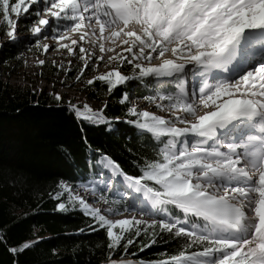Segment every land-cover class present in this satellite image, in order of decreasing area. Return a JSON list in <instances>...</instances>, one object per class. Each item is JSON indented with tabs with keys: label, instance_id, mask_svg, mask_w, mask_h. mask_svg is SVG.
Instances as JSON below:
<instances>
[{
	"label": "snow or ice",
	"instance_id": "1",
	"mask_svg": "<svg viewBox=\"0 0 264 264\" xmlns=\"http://www.w3.org/2000/svg\"><path fill=\"white\" fill-rule=\"evenodd\" d=\"M0 31L8 37L0 47L34 40L38 51H66L84 89L99 83L113 95L137 81L152 93L144 100L166 113L132 105L110 117L107 101L93 108L51 93L80 125L85 155L61 149L77 175L54 181L39 199L90 221L76 234L103 232L102 264H264V0H0ZM49 37L54 43H41ZM57 67L71 75L72 60ZM121 124L153 148L131 174L108 139L94 148L87 135H121ZM9 227L0 222V245L14 257L43 239L8 247ZM141 237L140 252L158 243L177 249L133 259L129 249Z\"/></svg>",
	"mask_w": 264,
	"mask_h": 264
},
{
	"label": "trees",
	"instance_id": "2",
	"mask_svg": "<svg viewBox=\"0 0 264 264\" xmlns=\"http://www.w3.org/2000/svg\"><path fill=\"white\" fill-rule=\"evenodd\" d=\"M16 60L14 46H11L4 62ZM44 69L50 74L56 73L54 67L44 66ZM122 69L126 74L132 73L131 66ZM6 75L0 73V222L10 225L8 247L26 239H43L33 250L19 257L0 245V264H14L15 260H19V264H102L107 253L103 232L93 234L86 230L83 235L76 234L77 229L90 221L76 212L56 213L52 210L53 202L39 199L41 190H50L54 181L77 175L61 149L73 153L76 160L83 159L85 146L80 125L69 117L66 109L60 110L51 95L53 92L46 88L34 91L29 86H14ZM129 88L137 95L142 93L137 81L130 82L127 88L119 87L113 95H108L106 85L99 83L85 89V93L102 106L107 101L110 117H123L128 105H121L119 101ZM120 128L122 134L111 138L103 137L99 130L92 128H88L87 135L94 148L108 139L106 147L131 174L138 171L134 162L152 155L153 148L144 143V137L135 136L136 130L131 125L121 124ZM145 242L141 237L130 247L129 255L136 254L133 259H161L165 251L174 253L177 249L176 244L158 243L140 252Z\"/></svg>",
	"mask_w": 264,
	"mask_h": 264
},
{
	"label": "rangeland",
	"instance_id": "3",
	"mask_svg": "<svg viewBox=\"0 0 264 264\" xmlns=\"http://www.w3.org/2000/svg\"><path fill=\"white\" fill-rule=\"evenodd\" d=\"M21 28L23 29V21L21 23ZM17 35L20 37H27L28 33L24 30H21L17 33ZM45 40L46 39L41 38V43H45L46 42ZM7 41H8V37L3 33V31H0V45H5V42ZM34 43L35 41L33 40L26 42L23 47L14 46V51L16 52L17 60L13 63H9V62L7 63V61L6 63L4 62L7 51L11 46L6 45L4 47H0V73L6 75L7 72L9 74V75L7 74L5 78L9 81L10 84L21 87L29 86L34 90H42L46 88L47 90H49V92L55 91V92L63 93L65 101L71 98L73 102H80V103L87 102L93 108L102 107L99 101L91 100L89 97H87L85 93V89L82 88L79 82L75 81L74 77L76 75V72L78 71L77 68L78 60L76 58L69 57L66 51L63 50L57 51L55 48L48 51L47 53H44L43 51H38L32 47ZM95 49L97 54H99L98 48ZM53 53H58L64 56L61 59L49 57V54H53ZM44 54H46L47 56ZM39 59H43L46 61L44 66L54 67L56 69V73L50 74L48 71L44 69V66L43 67L39 66L37 64V60ZM70 59L72 60L73 71L71 75H66L64 72L59 71L57 66L63 63L67 67L68 61ZM53 62H55V64ZM5 64H7L6 67ZM104 65L102 63L100 64V67ZM5 68L7 71L5 70ZM105 70L108 69L106 67L100 69V71H105ZM123 73L126 74L124 71ZM92 75L93 72L88 71L85 79L90 78ZM60 81H65V83H61ZM140 87L142 89V93H140V95H137L135 91L132 90L133 94L131 95L127 105L128 107L132 105H136L142 110H147V107L152 104L145 101L144 97L151 95L152 93L149 91V89H146L143 85H140ZM110 218H116V217H110Z\"/></svg>",
	"mask_w": 264,
	"mask_h": 264
},
{
	"label": "bare ground",
	"instance_id": "4",
	"mask_svg": "<svg viewBox=\"0 0 264 264\" xmlns=\"http://www.w3.org/2000/svg\"><path fill=\"white\" fill-rule=\"evenodd\" d=\"M73 38H75V36L73 37ZM47 43H54L50 38H48V39H46L45 40ZM45 42V43H46ZM84 45H85V47H89V48H91L92 46L91 45H89L87 42H84ZM54 49V48H53ZM96 50V49H95ZM117 51H119V48H117ZM97 53V52H96ZM44 55H46V54H44ZM47 56V55H46ZM64 55H61V54H58V53H53V54H49V57H53V58H59V59H61L62 57H63ZM153 63H156V61H153ZM104 65V64H103ZM104 67H106L105 65L104 66H101L100 67V69H103ZM90 72V71H89ZM142 105V104H141ZM147 105V104H146ZM147 110H149V111H153V112H155L156 114H160V115H166V113H161L158 109H156L153 105H149L148 107H147ZM128 215H131V213H129Z\"/></svg>",
	"mask_w": 264,
	"mask_h": 264
}]
</instances>
